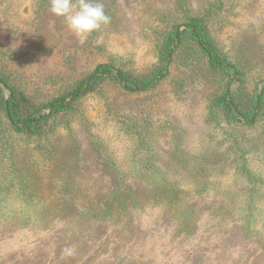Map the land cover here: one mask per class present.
<instances>
[{
	"label": "trees",
	"instance_id": "16d2710c",
	"mask_svg": "<svg viewBox=\"0 0 264 264\" xmlns=\"http://www.w3.org/2000/svg\"><path fill=\"white\" fill-rule=\"evenodd\" d=\"M173 1L148 12L142 70L111 58L49 99L0 70V249L15 244L0 264H264V55L215 32L243 0ZM170 80L179 95L205 85L203 124L223 131L194 153L173 132L172 170L154 165L160 127L127 108Z\"/></svg>",
	"mask_w": 264,
	"mask_h": 264
},
{
	"label": "rangeland",
	"instance_id": "374dc122",
	"mask_svg": "<svg viewBox=\"0 0 264 264\" xmlns=\"http://www.w3.org/2000/svg\"><path fill=\"white\" fill-rule=\"evenodd\" d=\"M171 1L174 2L102 0L107 6L112 4L117 19L82 41L68 29L63 17L49 11L50 0H0V70L6 71L42 99H49L62 90L66 81L111 58L124 67L122 60L125 56L134 55L137 60L135 68L142 70L152 62L155 44V35L148 30V12L167 10ZM191 1L198 4L201 0ZM243 1L216 23L215 32L224 46L235 50L243 42L251 41L250 47L243 51H259L264 55V0ZM87 50L89 53L85 52ZM71 52H74L73 64L69 57ZM175 73L179 74L180 70ZM171 81L162 84L152 95L132 97L127 105L140 117L148 115L154 128L167 124L166 128L157 129L161 133L155 152L163 158L154 165L169 170L182 168L167 158L173 143V132L182 130L185 138L181 148L186 149L185 153H194L202 143L207 144L208 138H211L207 134L223 133L221 126L215 123L206 126L207 131L202 121L209 89L203 84H195L179 95L175 93ZM98 103L94 100V104ZM113 144L116 145L114 140ZM222 181L229 183L231 180L225 176ZM181 182L186 187L194 185L188 175ZM13 246L15 244L12 243L3 246L0 253L8 248L11 249L6 253H12L15 249ZM158 247V243H148L146 246ZM185 261H188L187 255L180 253L175 264H185Z\"/></svg>",
	"mask_w": 264,
	"mask_h": 264
},
{
	"label": "clouds",
	"instance_id": "9594fccd",
	"mask_svg": "<svg viewBox=\"0 0 264 264\" xmlns=\"http://www.w3.org/2000/svg\"><path fill=\"white\" fill-rule=\"evenodd\" d=\"M49 11L66 20V26L82 41L110 23L100 0H50Z\"/></svg>",
	"mask_w": 264,
	"mask_h": 264
},
{
	"label": "water",
	"instance_id": "95a60500",
	"mask_svg": "<svg viewBox=\"0 0 264 264\" xmlns=\"http://www.w3.org/2000/svg\"><path fill=\"white\" fill-rule=\"evenodd\" d=\"M178 36V35H177Z\"/></svg>",
	"mask_w": 264,
	"mask_h": 264
}]
</instances>
